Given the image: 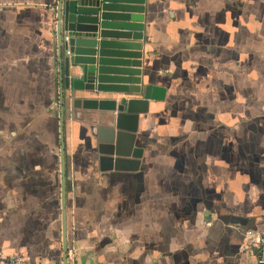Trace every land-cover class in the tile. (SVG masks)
<instances>
[{"label":"crops","instance_id":"1","mask_svg":"<svg viewBox=\"0 0 264 264\" xmlns=\"http://www.w3.org/2000/svg\"><path fill=\"white\" fill-rule=\"evenodd\" d=\"M57 0H0V252L62 261ZM134 171L102 172L99 125L65 113L72 264H258L264 232V0H145ZM211 221L209 226L205 221Z\"/></svg>","mask_w":264,"mask_h":264},{"label":"water","instance_id":"2","mask_svg":"<svg viewBox=\"0 0 264 264\" xmlns=\"http://www.w3.org/2000/svg\"><path fill=\"white\" fill-rule=\"evenodd\" d=\"M144 2L57 0L62 264H67L65 113L82 110L90 116L88 122H98L95 131L90 125L89 138L96 142L100 171H134L142 157L135 143L139 114L147 112L150 100L164 98L163 87L141 79L143 42L150 40L145 35Z\"/></svg>","mask_w":264,"mask_h":264},{"label":"built area","instance_id":"3","mask_svg":"<svg viewBox=\"0 0 264 264\" xmlns=\"http://www.w3.org/2000/svg\"><path fill=\"white\" fill-rule=\"evenodd\" d=\"M205 225L209 226L211 224V221H205ZM246 237L248 239V247L250 248L252 253H255L253 249L258 248H264V232L259 231H253V230H247L246 231ZM66 261L67 264H72L74 261V250L71 247H67L66 250ZM257 263L264 264V258L259 257L257 258ZM0 264H33L32 261L27 257L23 255H8L4 256L0 252ZM46 264H62V261H51Z\"/></svg>","mask_w":264,"mask_h":264}]
</instances>
